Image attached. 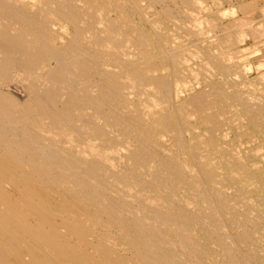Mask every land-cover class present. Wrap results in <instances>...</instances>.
Segmentation results:
<instances>
[{
	"label": "bare ground",
	"instance_id": "bare-ground-1",
	"mask_svg": "<svg viewBox=\"0 0 264 264\" xmlns=\"http://www.w3.org/2000/svg\"><path fill=\"white\" fill-rule=\"evenodd\" d=\"M76 1L39 0V5L27 7L0 0V264H264V249L259 255L264 228L248 221L251 209H257L251 193L263 196L257 205L264 207V103L258 101L259 95L244 92L243 78L240 85L229 63L247 46L239 48L238 55L235 49L230 55L229 49L228 58L225 52L220 56L207 52L205 65L198 68L187 62L195 54L190 57L183 51L173 39L177 34L165 30V25L160 30L163 17L153 18L156 31L151 27L153 32L145 34L132 23L103 17L105 10L99 13L96 0H82L83 8ZM145 1L128 0L137 9ZM179 1L201 6L197 0ZM115 2L118 16L124 15L126 3ZM190 11L191 15L194 10ZM56 18L76 29L63 47L57 41ZM237 21L230 23L240 31L246 24ZM260 24L258 30L252 28L254 32L246 27L241 32L251 30L249 38L253 34L256 38L258 31L264 36ZM234 34L238 39L244 36ZM230 38L223 40L232 47ZM154 40L172 47L161 45L162 52L155 54L150 48ZM125 41L136 45L132 51L136 60L128 58ZM254 48L256 53L259 49ZM224 57L229 61L225 63ZM156 58L170 63V79L153 78L155 66L150 61ZM259 62L254 70L261 76L254 79L264 80ZM246 64H239V72L252 71L253 66L248 69ZM210 69L223 79L211 80ZM195 80L210 84L209 89L181 99L184 91L199 87ZM8 85L21 88L25 99L21 89L20 100L11 95ZM193 116L197 123L190 121ZM159 126L177 133L179 148H185L183 157L159 150ZM184 131L195 133L184 140ZM231 132L233 137L228 138ZM122 141L129 143L124 151L119 147ZM119 150L125 159L116 164ZM184 188L187 194L182 193ZM187 201L195 204L196 212L187 210ZM228 221L236 227L233 234L228 229L225 233Z\"/></svg>",
	"mask_w": 264,
	"mask_h": 264
},
{
	"label": "rangeland",
	"instance_id": "rangeland-1",
	"mask_svg": "<svg viewBox=\"0 0 264 264\" xmlns=\"http://www.w3.org/2000/svg\"><path fill=\"white\" fill-rule=\"evenodd\" d=\"M97 1V9H99L100 10V14L101 13H103V11H104V13L102 14L103 15V17H109V18H112V19H115V20H117L118 21V23L119 24H121V23H125V25L126 24H130V23H132L135 27H137L139 30H141V32H143V33H145V34H149V33H152L153 32V30H152V28L154 29V31H156V26L154 27L152 24H153V20L155 21L156 19H160V18H162L163 17V20H162V28L160 29V30H162L164 27H165V30H168V31H170L171 33H176L177 34V36H175L174 35V37H173V39L175 40L176 38L178 39L179 38V40H181V41H179V40H177L176 39V41L179 43V44H181V46L183 47V51H185V52H187L188 54H189V56H190V54L192 53V54H195V55H191L192 56V60L190 61V60H188L187 62H190V64L192 65H194V66H197L198 68L201 66V65H205V60H206V53L207 52H213L212 54H214V55H218V56H220V54L221 55H223L224 54V52H225V54L223 55V56H226V54H228L229 52H227V51H229V49H230V51H231V53H229L230 55L233 53V52H236L237 50H238V52L240 53H242V51H241V49L243 50V49H245V47L247 46V47H249V45L251 46L252 44H254L255 42L256 43H258V45H260V47H257V45L256 46H254V45H252L251 47H249V49L251 48L252 49V51H250L249 49L247 50V47H246V49L245 50H243V56L245 55V59L243 60L242 58H241V56H236V55H232V57H234V58H236L235 60H234V58H233V60L232 59H229L231 62H229L230 64H232L234 67H233V70H232V75H233V77H235L236 75H237V77H236V79H237V81L240 83V85L242 84V78H243V87H244V92H253L255 95L257 94V95H259L257 98H259V97H261V99H259L258 101H263V103H264V93H262V92H264V84L262 85L261 84V82H262V80L263 79H258V80H255L254 78H256L257 77V75H258V73H257V70L255 71L254 69H257V68H255V64L257 65L258 63L257 62H259V64L260 63H262V67H261V70H260V73H261V71L263 72L264 71V45H262V44H264V43H262V41L264 42V36H263V34H261V32L260 31H258V33H256L255 32V34H259L260 35V38L258 37V36H256V38H258V39H256L255 37H254V34L252 35V37H250L249 38V36H251L250 35V32H251V30H252V28L253 27H255L257 30H258V27H257V25L259 24V22L262 24H260L259 25V27L261 26V28H263L264 29V17H263V19H261L262 18V16H264V11L262 10L263 9V7H264V0H231V1H229V0H227V2H226V0H212V3L211 2H209V1H211V0H197L198 2H199V4L201 5V6H199L198 4V6L196 7V4L195 5H191V6H189V5H184V3H182L181 1H179V0H177V1H173L174 2V4H173V2L172 1H170V0H165V1H159V0H156V1H154V2H149L148 0V3H147V1H145L144 3L142 2V3H140V7L141 8H132L131 6H130V4H129V2H128V0H123V4H125L124 5V8H123V11L125 10H127L128 11V13H127V11L125 12L124 11V15H121L120 14V16H118V13H119V11L117 10V9H115L113 6H112V3H113V1L115 2V0H96ZM202 2V4H201V2ZM217 3H216V2ZM219 1H221L220 2V4H218L219 3ZM243 1H245V2H243ZM29 2H31V4L29 3ZM32 2H34V3H32ZM83 1L82 0H78V1H76V5L79 7V8H83L84 6H85V4H84V2L82 3ZM159 2V3H158ZM163 2V3H162ZM205 2V3H204ZM14 3H16V5L17 4H26L27 5V7L29 6V7H31V5H34V6H36V5H39V0H38V2H36V0H14ZM100 3V4H99ZM106 3H107V5H106ZM116 3V2H115ZM147 3V4H146ZM155 5H154V4ZM157 3V4H156ZM209 3H210V6H209ZM215 3V4H214ZM225 3V4H224ZM226 3H228V5L226 4ZM236 3V4H235ZM261 3V4H260ZM144 4V5H143ZM150 4V6H149V8L147 7L148 5ZM151 4H153V5H151ZM159 4V5H158ZM162 4H164V5H162ZM175 4H177V5H175ZM206 4H208V5H206ZM213 5V7H212V5ZM232 4V5H231ZM234 4V5H233ZM259 4V5H258ZM42 5V4H41ZM170 5H172V6H170ZM175 5V6H174ZM181 5V6H180ZM204 5V6H203ZM206 5V6H205ZM219 5V6H218ZM252 5H254L253 7H251ZM258 5V6H257ZM108 6H111V7H109L108 8ZM154 7L155 6V8H153V9H155V10H153L152 9V7ZM180 6V7H179ZM234 6H236V7H238L237 8V10H235L236 8H233ZM143 7V8H142ZM151 7V8H150ZM160 7H162V8H160ZM182 7V9H180ZM190 7V8H189ZM193 7H195V8H193ZM206 7V8H205ZM210 7H212V10H208L207 12H205L206 10H207V8L209 9ZM216 7H218V8H216ZM225 7V8H224ZM240 7H242L243 9H241ZM256 7H257V9H256ZM145 8H146V11H144L145 10ZM179 8V9H178ZM188 8V9H187ZM199 8V9H198ZM203 8H205L206 10L205 11H203L204 9ZM213 8H215V9H213ZM227 8V9H226ZM233 10V12H232V10ZM258 8H259V10H258ZM260 8H262L261 10H262V12H261V10H260ZM140 9H142L143 11H141ZM149 9V10H148ZM186 9V10H185ZM190 9L191 10H194V11H192L193 13L191 14L193 17H191V15L189 14V12H191L190 11ZM198 9V10H197ZM110 10L111 11H113V12H110ZM116 12H115V11ZM159 10V11H158ZM167 10H171V13L170 14H168L167 15ZM189 10V11H188ZM198 12H197V11ZM224 10V11H223ZM228 10H229V12H230V15H232V17L227 13L228 12ZM242 10H243V12H242ZM107 11H108V13H107ZM149 11V12H148ZM179 11V12H178ZM210 11V12H209ZM215 11V12H214ZM217 11L218 12H220V11H222L221 13H217ZM227 11V12H226ZM235 11H237L236 12V14H234V12ZM238 11H240V12H238ZM106 12V13H105ZM163 13L164 14V16H163V14H161V13ZM180 12H182V13H180ZM212 12V13H211ZM228 14V16H227V14ZM232 12V13H231ZM246 12H248L247 14H246ZM250 12H252L251 14L253 15V16H251V14H250ZM114 13H116V14H114ZM151 13V14H150ZM152 13H154V14H152ZM173 13V14H172ZM198 13V14H197ZM244 13V14H243ZM144 14V16H145V18L146 19H143L144 18V16H141V15H143ZM159 14L160 15H162V16H159ZM165 14L167 15L166 17H165ZM172 14V16H173V18H172V16H170ZM186 14H188V15H186ZM193 14H195V15H193ZM200 14V16H198ZM218 14H221L220 16L218 15ZM246 14V15H245ZM248 14H250V15H248ZM263 14V15H262ZM110 15H111V17H110ZM151 17H150V16ZM155 15V16H154ZM183 15V16H182ZM190 15V17H188ZM205 15V16H204ZM215 15V18H216V16H217V18L215 19L213 16ZM222 15H225V16H222ZM236 15V16H235ZM101 16V15H100ZM133 16V19L131 18ZM150 18H149V17ZM177 16V18H174V17H176ZM178 16H180V17H178ZM182 16V17H181ZM185 16V17H184ZM207 16V17H206ZM219 16V17H218ZM244 17L243 18V21H244V19H245V22H241L240 20H239V18L240 17ZM247 16V17H246ZM249 16V17H248ZM261 16V17H260ZM102 17V16H101ZM120 17V18H119ZM124 17H126V18H124ZM196 17H198L197 18V20L195 19ZM202 18V20L200 19V18ZM236 17H238L237 19H236ZM253 19H252V18ZM149 18V19H148ZM154 18V19H153ZM164 18H167L166 20L164 19ZM209 18H214L215 20L213 21L212 19H209ZM219 18V20H221L220 22H219V20H217ZM228 18V19H227ZM233 18H234V20L236 19V21L238 20L239 22H240V25H243V24H246V25H243L244 27H246V29L247 28H249V29H251V30H249L250 32L248 33L247 31H244V32H246L245 34H247V35H244V32L242 31L241 32V30H243L242 28H244V27H241L240 25H239V27H241V30L239 31V29L240 28H238L237 29V27H238V25H236L235 26V24H236V21H233ZM250 18V19H249ZM153 19V20H152ZM173 19V20H172ZM177 19V20H176ZM179 19V20H178ZM180 19L182 20V22L180 21ZM185 19V20H184ZM198 22V23H200V21H201V23H202V25H201V23H200V25L197 23L196 24V22H194L195 20ZM204 19L206 20V21H204ZM208 19H209V21L210 22H208ZM223 19V20H222ZM230 19V20H229ZM258 19H260V20H258ZM122 20V21H121ZM132 20V21H131ZM175 20H176V22L178 21V23H175ZM187 20V21H186ZM192 20H194V21H192ZM212 20V21H211ZM217 20V21H216ZM85 21H86V19H85ZM151 23H150V22ZM169 21H171V22H169ZM172 21L174 22V25H173V23H172ZM233 21V22H232ZM237 21V22H238ZM251 21H253V22H251ZM55 25H54V28H55V30H57V33H56V35H57V41H58V43H59V47H63L64 45H66L71 39H73L74 38V34H75V32H76V29L74 28V26L72 25V24H70V22H68V21H65V20H62V19H55ZM87 22V21H86ZM148 22V23H147ZM189 23V25H188V23ZM192 22V23H191ZM194 22V23H193ZM205 22H206V24H205ZM217 22V23H216ZM230 22H232V23H234L235 22V24H232V23H230ZM238 22V23H239ZM247 22H250V23H252L251 25L252 26H249L250 24H247ZM182 23H184V24H182ZM185 23H187L186 25H185ZM219 23H220V25L222 26V27H224V29L219 25ZM167 24V25H166ZM181 24V26H179ZM191 24V25H190ZM193 24L195 25V26H197L198 25V27L199 26H204V27H202V29H204V30H202L203 32H205V33H203L202 32V34H204L203 36H202V34H200L201 36H199L198 35V31H200L201 30V27H199L200 29H196L195 28V26H193ZM218 24V25H217ZM228 24H231V26L230 25H228ZM150 25H152V26H150ZM165 25V26H164ZM178 25V26H177ZM214 25V26H213ZM164 26V27H163ZM182 26H183V28H182ZM188 26L190 27V29L188 28ZM211 26V27H210ZM233 26V28H236V30H234L233 28H232V30L234 31H232L231 32V27ZM152 27V28H151ZM184 27H186V29L184 28ZM193 27H194V29H193ZM197 27V28H198ZM209 29H208V28ZM230 27V28H229ZM251 27V28H250ZM168 28V29H167ZM171 28V29H170ZM179 28V29H178ZM218 29V30H216V29ZM226 28V29H225ZM261 28H259V30H263V29H261ZM157 29H158V27H157ZM158 29V30H159ZM175 29V30H174ZM221 29H223V30H221ZM229 29H230V32H228L229 31ZM246 29H244V30H246ZM256 29H254L253 28V30L255 31ZM171 30H174V31H171ZM177 30H179L180 32H178L177 33ZM187 30H188V33H190V34H188L187 35ZM194 30H195V32H194ZM252 30V32H254ZM176 31V32H175ZM193 31V32H192ZM211 31H213V32H211ZM217 31V32H216ZM223 31H224V33H223ZM226 31L228 32V34L226 33ZM236 31V32H235ZM237 31H238V33L239 32H241V33H239V35L237 34ZM182 32V33H181ZM211 32V33H210ZM221 32V33H220ZM260 32V33H259ZM262 32H264V31H262ZM193 33V34H192ZM194 33H196V34H194ZM214 33V34H213ZM218 33L221 35L222 34V36H221V39H220V35H218ZM233 33V34H232ZM234 33H236L238 36H240V35H244V36H240V38L238 39L237 37H236V35L234 34ZM243 33V34H242ZM71 34H72V36H71ZM180 34H182L181 36L182 37H184L185 38V40L181 37V36H179ZM211 36H210V35ZM213 34V35H212ZM225 34H227V35H225ZM190 35V36H189ZM195 35V36H194ZM198 35V36H197ZM206 35H209V36H206ZM216 35V36H215ZM225 35V36H224ZM229 35H230V37L232 38H230L232 41H231V43H233L232 44V47H231V45H229V46H226V45H228V44H224L225 42H224V40L223 39H225V40H229ZM234 35V36H233ZM262 35V36H261ZM224 36V37H223ZM208 37H210V38H208ZM213 37V38H212ZM215 37V38H214ZM218 37V38H217ZM244 37V38H243ZM193 38V39H192ZM203 38H205L204 40H203ZM235 38H237L238 40H240L239 42H240V44L238 43V40L237 39H235ZM243 38V39H242ZM256 40H255V39ZM186 39H188V40H186ZM192 39V40H191ZM208 39H210V40H208ZM213 39H214V41H213ZM218 41H217V40ZM234 39H235V41L237 42V43H235L234 42ZM254 39V40H253ZM66 40V41H65ZM190 40V41H189ZM199 40H200V42H199ZM209 41V42H207L208 44L206 45L205 43H206V41ZM223 40V41H222ZM183 41H186V42H183ZM212 41V42H211ZM217 41V42H216ZM220 41V42H219ZM243 41V42H242ZM196 42V43H195ZM204 42V44H202ZM221 42H222V44H221ZM124 43H126L125 44V48L126 49H128V52L130 53V54H132V55H129V53H128V58H133V60L135 59V57L133 56L134 55V52L137 50V48H136V45L134 44V43H132L131 41H128V42H124ZM131 43V44H130ZM157 42L154 40V43L152 44V46H150V48H153V51H154V53L155 54H158L159 52H162V46H166V47H163V49H170L172 46H171V44L169 43V44H166V43H164V45H162V43H160V45L159 44H156ZM189 45H188V44ZM211 43V44H210ZM217 43V44H216ZM260 43V44H259ZM219 44V45H218ZM230 44V43H229ZM162 45V46H161ZM168 45H169V47H168ZM187 45V46H186ZM212 45V46H211ZM213 45H214V47H213ZM216 45V46H215ZM221 45V47H218V46H220ZM235 45V46H234ZM240 45V46H239ZM224 46V47H223ZM190 47H194L195 49H193V48H190ZM217 47V48H216ZM226 47V48H225ZM242 47V48H241ZM253 47H255L254 49H256V48H258L257 50V52L255 53V50L253 51ZM197 48L199 49L198 51H197ZM202 48V49H201ZM207 48H208V50H207ZM216 50H215V49ZM219 48V49H218ZM220 48H222V49H220ZM232 48V49H231ZM239 48H241L240 49V51H239ZM136 49V50H135ZM186 49V50H185ZM190 49V50H189ZM233 49H235L234 51H233ZM135 50V51H134ZM193 50V51H192ZM132 51H134V52H132ZM189 51V52H188ZM221 51H222V53H221ZM233 51V52H232ZM247 51V52H246ZM197 52H199V53H197ZM220 52V53H219ZM237 53V52H236ZM239 53H237V55L239 54ZM251 53V55H249ZM255 53V54H254ZM203 54V55H202ZM228 54V55H229ZM253 54V55H252ZM201 55V56H200ZM227 55V56H228ZM229 55V56H230ZM247 55V56H246ZM190 56V57H191ZM197 56V57H196ZM226 56V57H227ZM258 56V57H257ZM260 56H262V57H260ZM189 57V58H190ZM193 57L195 58V60L193 59ZM232 57H230V58H232ZM247 57H249V58H247ZM256 57V58H255ZM188 58V59H189ZM201 60V61H204V64H202L201 63V61L199 60V59ZM228 58V57H227ZM238 58V59H237ZM253 58V59H252ZM261 58V59H260ZM242 59V63H247L249 66L247 67L248 69H250L249 67H251V66H253V67H251V72H250V70H248V71H245V73H241L242 71L240 70L241 69V67L240 66H242V63H241V60ZM255 59H257V60H255ZM136 60V59H135ZM226 60H228V59H226L225 57H224V62L226 63ZM228 60V61H229ZM196 61V62H195ZM234 61V62H233ZM238 61V62H237ZM150 62H152L153 64H154V69H153V71L151 72V74H153V78H155L156 79V77L155 76H157V78L159 77V78H161V77H163V78H168L169 77V79L171 78L170 77V67H171V65H170V63L168 62V61H166V60H163V59H160V58H156V59H154V60H151ZM207 62V61H206ZM196 65H195V64ZM199 64V65H198ZM239 64H241L240 66H239ZM246 64V65H247ZM251 65V66H250ZM258 66V65H257ZM256 66V67H257ZM236 67H237V69H236ZM113 69V68H112ZM213 70V69H212ZM236 70V71H235ZM237 70H238V72H237ZM214 71V76H213V74H212V72ZM213 71H211V69L209 70V72H210V74H211V80H215L216 81V79H217V81H218V78H219V80H221V79H223V77L222 76H219L218 75V73H217V71L216 70H213ZM239 71H241V72H239ZM233 72H235L234 74H233ZM249 72V73H248ZM169 73V74H168ZM215 73H216V75H215ZM237 73H239V74H237ZM257 73V74H256ZM14 75H16V77H19V74L18 73H16V72H14L13 73ZM155 75V76H154ZM245 75H246V78H245ZM216 76H218L217 78H216ZM244 76V77H243ZM251 76V77H250ZM261 75H258V77H260ZM248 77V78H247ZM191 78V77H190ZM245 78V79H244ZM253 78V79H252ZM246 79H249V80H246ZM252 79V80H251ZM250 80L252 81L251 83H250ZM261 80V81H260ZM195 81H197V80H195ZM202 81V82H201ZM198 80L197 82H199V83H196V84H199V87H198V85H196L197 87V89L195 88H193L192 90H194V91H184L185 92V95H184V92L182 93L183 95L181 96V94H180V96H181V99L182 98H185L186 96L188 97V96H190V95H192V94H195L196 92L198 93V92H200V91H205L206 89H209V85L207 86V85H205V83H204V81L203 80ZM254 81H255V83H254ZM264 81V80H263ZM192 82V81H191ZM247 82V83H246ZM249 82V83H248ZM245 83V84H244ZM254 83V84H253ZM257 83V84H256ZM262 85H260V84ZM262 83H264V82H262ZM207 84V83H206ZM257 86H256V85ZM239 85V86H240ZM246 85V86H245ZM251 85H253L255 88H253V87H251ZM10 86V87H9ZM207 86V87H206ZM261 86V89L259 88ZM8 88H6L7 89V91H9V92H11L10 94L11 95H13L14 97H16L17 99H21L20 97L22 96V100H24L25 99V93L23 92V90L21 89V88H14V86H11V85H8L7 86ZM195 87V86H194ZM204 87H206V89L204 88ZM241 88H242V86H240ZM246 87H247V89H246ZM251 87V88H250ZM260 89V91H259V89ZM11 88H13V90L11 89ZM8 89H10V90H8ZM15 89H16V91H15ZM21 91V94H22V92H23V94L21 95L20 94V91ZM205 89V90H204ZM243 89V88H242ZM246 89V90H245ZM250 89V90H249ZM257 90L256 92H255V90ZM18 90V91H17ZM231 90H232V88H231ZM6 91V90H5ZM6 91V92H7ZM196 91V92H195ZM262 91V92H261ZM18 92H19V94H18ZM193 92H195V93H193ZM261 92V93H260ZM8 93V92H7ZM17 93V94H16ZM181 93V92H180ZM189 93V94H188ZM192 93V94H191ZM187 94V95H186ZM262 94V95H261ZM18 95H21V96H18ZM256 95V96H257ZM127 116H129V113H127ZM194 117V116H193ZM192 117V118H193ZM191 118V122L192 123H197L196 122V120H197V117L195 116L193 119L195 120V122L193 121V119ZM239 122H242L243 123V121H244V125H245V123H246V120H243V119H241V121L240 120H238ZM163 127V126H162ZM161 126H159L158 128V144H159V150L163 153V154H168V155H175V154H178V155H180V156H184L183 155V149H185V148H179V146H178V144H177V141H176V135H177V133L174 131V130H172L170 127H168L167 126V128H165V127H163L162 128ZM196 130H197V132H201L200 131V129H195V132H196ZM199 130V131H198ZM185 132V133H184ZM183 132V138H184V140H187V139H190L193 135L192 134H194L195 132H190V131H184ZM191 133V134H190ZM231 135V136H230ZM191 136V137H190ZM186 137H188V138H186ZM233 137V133L231 132V133H229L228 134V138H232ZM174 138V139H173ZM261 138V137H260ZM264 138V136L262 137V139ZM167 140V141H166ZM259 141V140H258ZM129 143H128V141H122V143H121V145L119 146V147H121V149H123L122 151H124V149H125V145H128ZM162 144V145H161ZM178 146V147H177ZM167 149H166V148ZM168 147H169V150H168ZM176 147V148H175ZM226 147H229V146H226ZM121 150H119V152H117L116 153V155H118L120 158L118 159V161H113V163L115 162L116 164H118L119 162L120 163H122V157L124 158V154H122L123 152H122ZM262 151V150H261ZM264 152V148H263V151H262V153ZM243 151H242V155H243ZM121 154H122V156H121ZM239 155L240 156H242L241 155V151L239 152ZM176 156V155H175ZM125 159V158H124ZM120 160V161H119ZM262 164V165H261ZM261 164L259 163V165H261V169H264V163L263 162H261ZM181 191H182V193L183 194H187L188 192L185 190V188L184 189H181ZM155 192H152V191H149L148 192V194L150 195V196H153V195H155L154 194ZM255 194V195H254ZM257 195V196H256ZM254 196H255V198H254ZM261 196V197H260ZM250 197L251 198H253V200H252V202L254 201H257V202H253L254 203V205H253V207H255V208H257V209H251V210H253V211H251V215L249 214V219L250 220H248L249 221V223H251V224H256V225H258V227L259 228H264V207L262 206V207H260V208H258L259 206H261V202H260V200L262 199V195H258L256 192H254V193H251L250 194ZM259 197V198H258ZM256 199V200H255ZM258 199V200H257ZM155 203H156V201H154ZM237 202H239V201H237ZM191 203V204H190ZM177 204V205H176ZM187 204V205H186ZM259 206H258V205ZM172 205H175L176 207H179L178 206V203L177 202H174V204H172ZM185 206H186V208H188L187 210H191L190 212H196V206H195V204H192V202H190V201H187L186 203H185ZM257 206V207H256ZM192 208V209H191ZM193 210V211H192ZM250 210V209H249ZM260 210H262V211H260ZM256 213V214H255ZM257 213H259L258 215H257ZM263 214V215H261V214ZM252 217V218H251ZM255 220V221H254ZM259 222H261V223H259ZM229 224H231V225H229ZM233 225V226H232ZM230 226H231V228H230ZM263 226V227H262ZM225 231H226V229H228L227 231L229 232V233H234L235 231H236V227H235V225L234 224H232L231 222H227V223H225ZM235 227V228H234ZM234 228V229H233ZM225 232V233H228V232ZM227 235V234H226ZM259 242V241H258ZM261 244H263V246H262V248H260L259 247V249H261L260 250V252H259V255H261L262 254V252H263V249H264V243L262 242V240H261ZM244 246H240V248L242 249ZM264 253V252H263ZM192 263H194L193 262V260H192ZM252 264V262H249V264Z\"/></svg>",
	"mask_w": 264,
	"mask_h": 264
}]
</instances>
